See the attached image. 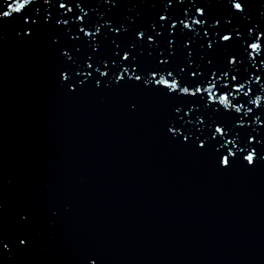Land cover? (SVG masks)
<instances>
[{
	"label": "water",
	"instance_id": "obj_1",
	"mask_svg": "<svg viewBox=\"0 0 264 264\" xmlns=\"http://www.w3.org/2000/svg\"><path fill=\"white\" fill-rule=\"evenodd\" d=\"M240 2L244 12L231 0H34L0 16V264H264V51L253 61L247 47L264 32V0ZM193 18L207 24H179ZM152 72L190 91L213 73V93L246 83L233 100L244 107L171 93ZM238 120L246 150L224 167Z\"/></svg>",
	"mask_w": 264,
	"mask_h": 264
},
{
	"label": "snow or ice",
	"instance_id": "obj_2",
	"mask_svg": "<svg viewBox=\"0 0 264 264\" xmlns=\"http://www.w3.org/2000/svg\"><path fill=\"white\" fill-rule=\"evenodd\" d=\"M34 2V0H20V2H18V0H14V2H9L8 4V11H4L2 13H0V16L2 17H11L13 15V13H23L27 10V8ZM181 2H183V0H181ZM232 2V6L233 8L237 11V12H244L245 8L243 3L240 2V0H231ZM13 5H15V7H13ZM60 7L62 9L67 8V5L61 3ZM68 11H72L71 8L67 9ZM205 9L204 8H197L196 9V15L199 17H203L205 16ZM86 15V14H85ZM185 15L187 16V13H185ZM78 19L80 20H84L85 16H80ZM160 20L167 23V21L169 20L168 16H160ZM188 21H191V23L189 24ZM27 22V21H25ZM33 23H35V21H33ZM63 23L67 24V21H63ZM179 24L183 26L184 29H188L189 31H195V28L193 27L195 26H204L207 24L206 20H202V19H198V18H193V19H182L179 20ZM216 26H219L220 21L216 20L215 21ZM228 24L231 25L232 21L229 20ZM177 22H173L171 24V29L174 30L177 28ZM81 32H83V29H80ZM100 30L99 28L96 29V32L98 33ZM117 32H119V29H116ZM28 34H31L30 32ZM208 31L204 32V35L207 36ZM89 35H94V34H89ZM139 38L141 40L144 39L145 37V33L143 31L138 33ZM198 35V34H197ZM236 37L240 36L239 32L235 33ZM253 35V30L249 29V37H252ZM261 38H264V32H260L258 35H256L254 37V42L250 43L247 45L248 48L251 49V59L253 61H255L256 57L259 56L261 51H264V49H261ZM218 39L225 43V44H230L233 39H234V35L232 34V31L229 30L228 34H223L220 35L218 37ZM148 40L149 42H154L153 40V36H148ZM214 44L213 39L210 37L208 42H207V46L208 48H212ZM71 58V57H69ZM130 59L129 57V52H125L124 56H123V60L124 61H128ZM161 63H164V61H161ZM238 61L237 58L235 56H232V58L229 60V64L232 66L237 65ZM89 68L92 67L91 64L88 65ZM96 71H99V69H97ZM137 71L136 68L132 69V78H134L136 81H141L142 80V76L141 75H136L135 72ZM181 71H183V69H181ZM125 73H129V68H122V71L120 73V75L117 77V80H123L125 78L124 74ZM160 73L158 72H152L151 74V81H149V83L153 82L155 83L156 86L158 87H162V88H166L169 90V92L171 93H176V92H180L183 95H191V96H196L198 93L199 94H203L205 92H207L208 94V98L209 101L211 103H218L219 105L223 106L224 109L226 110H232L234 109L235 112L237 113H241V109L244 107V104H240V105H236L233 103V100L236 99V94L240 93L242 89H245V87L247 86L246 83H241V84H237L234 88L233 92L230 93H224V94H219L217 91L215 93H213L212 91H210V88L215 89L217 87V84L214 83L213 81L216 80V76L215 73H213L211 80L209 81V85L207 88H202L201 86H197L193 89V91H190V87L188 86H182L180 80L176 79V78H172L171 81L167 78H165L164 76H160V78L158 79L157 76ZM87 76H91V73H87ZM103 75L107 76V73H104ZM173 73L172 72H168L167 73V77H172ZM192 76H196V73L193 72ZM224 76L227 77L228 76V72L224 73ZM256 82L259 83L260 82V78L259 77H254ZM63 79L65 81L69 80L70 77L67 73H65L63 75ZM231 79L233 81L237 80L238 77L237 76H232ZM83 82V81H82ZM247 83H251V81H247ZM225 87H227V85H225ZM74 90V88H73ZM252 92V89L249 87L247 92L243 91V94L245 96L250 95ZM260 100L261 97L257 96L254 100L250 101V103L254 104L257 108L261 107L260 106ZM177 111H179V109H177ZM252 112V108H247L246 113H251ZM257 121L259 122V117H257ZM244 124L242 120H238L235 122V125L232 129V131L235 133V138L237 139L238 143L234 144V147L237 149V151H234L229 148L227 149V153L228 154H222V159L220 160V163L222 164V166L224 167H230L232 164V159L235 158L237 156V153H243L246 149L245 148H240L239 147V143H243V139L241 138L239 132L237 131V129L239 128H243ZM225 127H221V126H217L215 127V133H220L221 136H224L225 134ZM171 131L176 134V130L175 129H171ZM185 140L188 139V136L184 137ZM212 139H215L214 137ZM249 143L255 142V137H252L249 141ZM225 143H232V141H227ZM221 147L224 146V143L220 145ZM199 147L204 148L205 147V142L201 141L199 144ZM219 151V150H217ZM229 156H231L232 158L230 159ZM258 158V153L256 151L255 148L251 149L250 151L247 152V155H244L243 159L249 164V165H253L255 163V161ZM21 243L23 244L24 241H21Z\"/></svg>",
	"mask_w": 264,
	"mask_h": 264
}]
</instances>
